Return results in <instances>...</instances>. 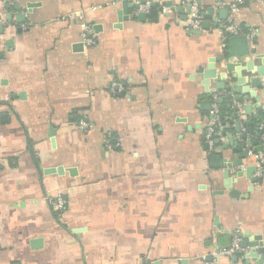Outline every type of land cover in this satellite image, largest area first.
<instances>
[{
	"label": "crops",
	"instance_id": "crops-1",
	"mask_svg": "<svg viewBox=\"0 0 264 264\" xmlns=\"http://www.w3.org/2000/svg\"><path fill=\"white\" fill-rule=\"evenodd\" d=\"M171 1L183 10L151 0L156 21L132 8L119 23L120 0H0V264H245L248 250L220 253L246 233L264 242V178L238 176L264 154L233 165L247 150L239 122L264 144V76L237 72L253 58L222 51L220 10L235 0ZM191 1L210 25L200 34L186 25ZM211 6L216 22L204 18ZM240 21L253 54H264V0H245ZM219 57L227 89L211 80L208 93L199 69ZM234 75L248 87L259 78L261 101L228 91ZM116 81L121 94L109 90ZM214 95L228 113L211 152L205 103ZM82 115L87 135L76 130Z\"/></svg>",
	"mask_w": 264,
	"mask_h": 264
},
{
	"label": "water",
	"instance_id": "water-1",
	"mask_svg": "<svg viewBox=\"0 0 264 264\" xmlns=\"http://www.w3.org/2000/svg\"><path fill=\"white\" fill-rule=\"evenodd\" d=\"M217 2H222V0H216ZM145 2V1H144ZM143 2V3H144ZM183 2H187V0H183ZM193 1L190 2L189 6L187 7V14L190 15L191 13V5H192ZM201 4V2H200ZM32 5H29V7H31ZM152 8H156L157 4L156 3H152L151 4ZM19 8V7H17ZM139 9V5L138 4H134V3H130L128 1H123L122 2V9L120 11H118V18H119V23H122L123 20H128L130 18L129 16V9ZM166 8H168L171 11H182L183 8L179 7V6H175L174 3L171 0H168L167 4H166ZM160 11H162V9H160ZM220 18L221 20H227V17L229 16V10L228 8H224L220 10ZM131 18H133V16H131ZM138 18L141 21H146L147 19V14L146 13H140L138 14ZM204 18L205 20H210L213 19L215 22L217 21V18L215 16V8L214 7H208L206 13L204 14ZM8 19H11V17L9 16ZM183 20L187 19V16L182 18ZM214 27H218V24H214ZM210 29V25L209 22L204 21L202 23V30L200 31H196L195 34H200L203 30H209ZM253 45H256L257 42L253 41L252 43ZM229 54L231 57H235V58H245V57H252L253 60L247 62L245 65L240 66V64L236 63H230L227 65L228 70L231 71V69H233L235 66H237V72L246 70L247 72H255L258 77H262L264 76V54H253V51L250 49L249 46V38L246 35H239V36H233L229 39ZM224 61L223 57H219V58H211L209 60V64L206 66V68H200L199 69V73L204 75V86L207 88V92L210 93L209 91V86L211 83V80H213L216 84V88L217 91H224L227 89V76L225 73H218L217 70V64L221 63ZM259 63V64H258ZM236 81H237V85L231 88H228V91H237L239 93H248L249 96L247 99L249 98H254L257 102L261 101V98H259L256 93L254 92V89H257L261 86L262 82L259 78H253L251 80V87L248 86H244L246 83V78L244 77H240L238 75H234L233 76ZM264 95V92H263ZM242 96H239L237 98V102L241 103L242 102ZM218 103L221 104L223 103V99L219 98L218 99ZM252 106H246V112L247 114H249L251 112V108ZM205 109L210 111L211 110V102H207L205 103ZM235 112L240 113L241 110L238 107L234 108ZM250 122H244L241 123L239 122L236 125V130L238 132L239 135H241V139L242 140H246L247 144L245 146V148L247 149L246 151H244L242 153L243 157L242 159H239L237 161L234 162L233 165L238 166V167H242L243 165V159L249 158L250 157V151H253V153H261L264 154V144L262 145H258L257 141H252L251 139L248 138V134L249 133H253V129H249L248 132H243L242 131V127L243 126H247L249 125ZM261 138V135H260ZM230 143L234 144V140L233 138L230 139ZM215 144H219V140H215ZM237 144V143H235ZM217 160H219L217 158ZM230 168L232 167V164L228 165ZM256 171V166H252V167H248L245 172L240 171L238 173L239 177H243L244 175H246V177L248 179L251 180V184L253 185L256 182V178L253 177V174ZM53 172V171H52ZM61 172V170H60ZM243 241L240 242V249L247 251V253H245L244 255V262L245 264H250V260H253V262H255V264H264V242H263V238L262 236H255L253 239L252 235L250 233H246L243 236ZM33 244L35 245V247H40L42 244L41 240H35L33 242ZM257 249V250H256ZM242 253H238V256H240ZM238 256L234 257V262H237L239 260Z\"/></svg>",
	"mask_w": 264,
	"mask_h": 264
},
{
	"label": "built area",
	"instance_id": "built-area-1",
	"mask_svg": "<svg viewBox=\"0 0 264 264\" xmlns=\"http://www.w3.org/2000/svg\"><path fill=\"white\" fill-rule=\"evenodd\" d=\"M128 1L130 3L138 4L139 9H137V15L140 13H146L148 14L151 10V0H120V2ZM145 1V2H144ZM144 2V3H143ZM245 0H235L232 4L228 6L229 10V16L227 20L225 21L224 25L220 29V32L222 35H224V42L222 45V51L227 53L228 50V40L233 36H239V35H246L248 38H253V34L251 33H245L243 26L240 21V12L241 8L244 5ZM79 19L84 23L82 24L83 28V39L87 47L93 48L97 45V40L95 38V33L92 27L89 26V24H86L83 21V16L80 14L78 15ZM189 20L187 21L186 25L188 28H190L193 31H199L202 27V19H201V13L199 12L198 6L193 3L191 5V13L189 16ZM109 90L116 94H121L125 91V87L120 82H113L109 86ZM219 96L214 95L211 99V110L209 112V119L207 121L206 126V141L207 145L211 152L215 151V138L216 134L221 127V113L218 103ZM93 129V124L91 121L87 118L86 115H82L76 124V130L84 135L89 134V132ZM264 141V136H263ZM110 145V138L106 142ZM253 177L256 178V182L253 185H259L260 181L264 178V157L259 156L258 157V164L256 167V171L253 174ZM55 210L58 214L63 213L67 208V199L64 197V195H58L55 198V201L53 202ZM239 242L236 239L234 242V248L230 251L220 253L225 255H230L235 253L236 251H239Z\"/></svg>",
	"mask_w": 264,
	"mask_h": 264
},
{
	"label": "trees",
	"instance_id": "trees-1",
	"mask_svg": "<svg viewBox=\"0 0 264 264\" xmlns=\"http://www.w3.org/2000/svg\"><path fill=\"white\" fill-rule=\"evenodd\" d=\"M157 14H158L157 8H152L148 14L149 20L153 21V22L156 21L157 20ZM244 31H245V29H244ZM219 108H220V113H221V122L223 123L226 119L228 110H227L226 106L224 105V103L219 104ZM78 120H79V118H78Z\"/></svg>",
	"mask_w": 264,
	"mask_h": 264
}]
</instances>
